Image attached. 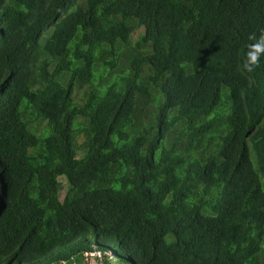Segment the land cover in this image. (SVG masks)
Segmentation results:
<instances>
[{"label": "trees", "instance_id": "obj_1", "mask_svg": "<svg viewBox=\"0 0 264 264\" xmlns=\"http://www.w3.org/2000/svg\"><path fill=\"white\" fill-rule=\"evenodd\" d=\"M262 29L264 0H0V264H264Z\"/></svg>", "mask_w": 264, "mask_h": 264}, {"label": "clouds", "instance_id": "obj_2", "mask_svg": "<svg viewBox=\"0 0 264 264\" xmlns=\"http://www.w3.org/2000/svg\"><path fill=\"white\" fill-rule=\"evenodd\" d=\"M246 50L244 52L242 71L248 74L255 73L264 57V29L259 34L249 33Z\"/></svg>", "mask_w": 264, "mask_h": 264}, {"label": "built area", "instance_id": "obj_3", "mask_svg": "<svg viewBox=\"0 0 264 264\" xmlns=\"http://www.w3.org/2000/svg\"><path fill=\"white\" fill-rule=\"evenodd\" d=\"M84 264H103V253L100 250H95L85 253ZM56 264V263H52ZM61 264H68L67 260H62Z\"/></svg>", "mask_w": 264, "mask_h": 264}, {"label": "rangeland", "instance_id": "obj_4", "mask_svg": "<svg viewBox=\"0 0 264 264\" xmlns=\"http://www.w3.org/2000/svg\"><path fill=\"white\" fill-rule=\"evenodd\" d=\"M61 180H62V182L64 183V185H66L65 178L62 177ZM65 190H66V188H64V189L61 191V197L64 196V194H65Z\"/></svg>", "mask_w": 264, "mask_h": 264}, {"label": "crops", "instance_id": "obj_5", "mask_svg": "<svg viewBox=\"0 0 264 264\" xmlns=\"http://www.w3.org/2000/svg\"><path fill=\"white\" fill-rule=\"evenodd\" d=\"M82 264V263H81Z\"/></svg>", "mask_w": 264, "mask_h": 264}]
</instances>
